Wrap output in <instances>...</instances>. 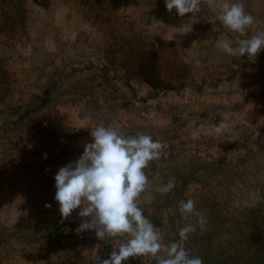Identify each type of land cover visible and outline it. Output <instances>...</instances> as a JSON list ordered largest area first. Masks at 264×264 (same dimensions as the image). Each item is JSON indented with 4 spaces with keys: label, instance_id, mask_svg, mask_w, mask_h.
<instances>
[{
    "label": "rangeland",
    "instance_id": "rangeland-1",
    "mask_svg": "<svg viewBox=\"0 0 264 264\" xmlns=\"http://www.w3.org/2000/svg\"><path fill=\"white\" fill-rule=\"evenodd\" d=\"M223 2L181 17L164 0H0V264L109 258L94 231L76 233L79 209L61 222L54 199L59 168L99 122L169 145L139 200L166 243L196 223L178 208L191 198L207 220L187 241L192 255L264 264V50L251 62L218 47L241 38L216 19ZM240 2L259 22L248 35L264 30V0ZM144 54L159 91L138 71ZM169 181L168 194L155 191Z\"/></svg>",
    "mask_w": 264,
    "mask_h": 264
},
{
    "label": "clouds",
    "instance_id": "clouds-1",
    "mask_svg": "<svg viewBox=\"0 0 264 264\" xmlns=\"http://www.w3.org/2000/svg\"><path fill=\"white\" fill-rule=\"evenodd\" d=\"M164 2L169 13L175 9L181 17L201 12L202 0ZM216 19L241 37L235 44L225 39L218 47L229 57L240 59L247 54V59L255 62L264 50V30L248 35L251 26L259 22L246 12L244 4L224 0ZM90 130L93 141L84 144L82 155L60 167L55 175L54 199L59 203L61 222L79 209L81 223L76 233L94 231L97 239L111 245L109 258L101 259L95 254L92 264H122L130 257H151L155 264H204L187 247L190 236L197 228L205 230L207 224L193 199L181 200L178 208L185 220L195 216L196 223L185 224L179 229L178 239L167 243L139 203L150 183V163L166 156L169 145L143 132L127 135L118 123L99 122ZM174 188L175 181H169L155 191L166 195Z\"/></svg>",
    "mask_w": 264,
    "mask_h": 264
},
{
    "label": "trees",
    "instance_id": "trees-1",
    "mask_svg": "<svg viewBox=\"0 0 264 264\" xmlns=\"http://www.w3.org/2000/svg\"><path fill=\"white\" fill-rule=\"evenodd\" d=\"M153 55V54H152ZM151 54H144L139 56L138 71L147 82V84L155 91H159V88H163L162 82L159 77L156 76L154 70V57ZM153 65V66H152ZM166 86V85H165ZM56 236L59 238V235L54 233L50 237Z\"/></svg>",
    "mask_w": 264,
    "mask_h": 264
}]
</instances>
